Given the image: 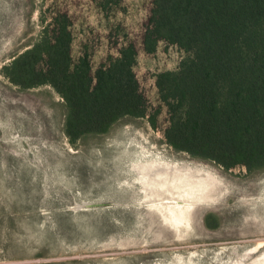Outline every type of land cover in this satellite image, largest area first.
Here are the masks:
<instances>
[{
    "label": "rangeland",
    "instance_id": "obj_1",
    "mask_svg": "<svg viewBox=\"0 0 264 264\" xmlns=\"http://www.w3.org/2000/svg\"><path fill=\"white\" fill-rule=\"evenodd\" d=\"M152 9L153 0H0V264H255L264 255V171L227 170L166 142L157 75L188 54L164 41L145 51ZM59 14L70 21L73 62L87 57L92 76L135 45L148 116L75 146L52 87L9 81L3 67ZM147 158L210 181L185 224L170 225L147 201L133 170Z\"/></svg>",
    "mask_w": 264,
    "mask_h": 264
},
{
    "label": "trees",
    "instance_id": "obj_2",
    "mask_svg": "<svg viewBox=\"0 0 264 264\" xmlns=\"http://www.w3.org/2000/svg\"><path fill=\"white\" fill-rule=\"evenodd\" d=\"M72 41L68 16L59 14L3 73L21 88L48 85L62 97L75 146L122 119L148 116L133 43L92 76L87 57L73 62ZM162 41L188 54L176 71L157 75L166 142L227 170L264 171V0H153L145 51Z\"/></svg>",
    "mask_w": 264,
    "mask_h": 264
},
{
    "label": "bare ground",
    "instance_id": "obj_3",
    "mask_svg": "<svg viewBox=\"0 0 264 264\" xmlns=\"http://www.w3.org/2000/svg\"><path fill=\"white\" fill-rule=\"evenodd\" d=\"M133 170L147 201L155 204L164 220L174 227L186 223L193 202L210 188L207 178L196 177L190 172L182 174L176 165L158 159L135 161ZM194 186L199 188L197 193L191 192ZM254 262L264 264V255Z\"/></svg>",
    "mask_w": 264,
    "mask_h": 264
},
{
    "label": "flooded vegetation",
    "instance_id": "obj_4",
    "mask_svg": "<svg viewBox=\"0 0 264 264\" xmlns=\"http://www.w3.org/2000/svg\"><path fill=\"white\" fill-rule=\"evenodd\" d=\"M261 257V256H260Z\"/></svg>",
    "mask_w": 264,
    "mask_h": 264
}]
</instances>
